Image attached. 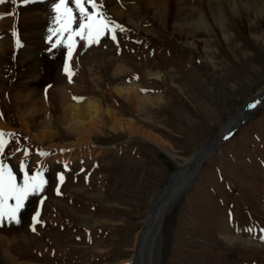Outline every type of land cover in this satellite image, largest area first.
<instances>
[{"label": "rangeland", "instance_id": "rangeland-1", "mask_svg": "<svg viewBox=\"0 0 264 264\" xmlns=\"http://www.w3.org/2000/svg\"><path fill=\"white\" fill-rule=\"evenodd\" d=\"M137 1L142 6L144 0ZM32 2V11L43 17L39 24L26 23L32 25L28 30L19 25L25 1L20 6V0H11L5 12L0 3V12L14 19L9 29L15 43L3 57L4 69L0 67V127L6 128L0 140L8 143L3 164L15 183L23 185L32 178L22 173L21 164L13 163L14 154L9 156L18 146L67 149L50 159L85 157L92 147L102 154L87 163L76 160L67 173L55 166L52 180L30 194L17 213L20 223L8 222L15 201L6 202L0 264H15L4 254L5 247L21 264H125L134 255L136 237L169 174L264 88V15L247 28L226 20L225 40L206 32V42L194 48L170 35L148 12L132 14L150 31L145 32L107 8L100 12L85 4L94 20L97 14L105 15L123 29L114 30L116 40L109 31L101 34L99 44L90 45L73 34L80 14L72 0L68 6L75 20L69 32L63 31L66 15L63 8L61 13L55 10L57 2ZM23 33L33 43L31 66L16 56V50L28 45ZM116 64L121 71H114ZM154 71L161 76H152ZM126 78L132 81L124 82ZM60 85L73 103L84 105L93 98L100 104L95 118V112L83 109L85 115L79 118L85 128L73 130L61 122L56 90ZM115 86L130 87L142 103L126 100ZM28 92L37 102L21 119ZM79 96L86 98L76 99ZM108 109L115 120L131 118L145 133L114 125ZM253 111L207 155L192 183L166 210L157 233L143 243L156 264H264V99ZM45 120L53 134L39 141L30 132L37 133ZM92 143L103 147L80 151Z\"/></svg>", "mask_w": 264, "mask_h": 264}, {"label": "bare ground", "instance_id": "bare-ground-1", "mask_svg": "<svg viewBox=\"0 0 264 264\" xmlns=\"http://www.w3.org/2000/svg\"><path fill=\"white\" fill-rule=\"evenodd\" d=\"M49 2L51 3L52 0H49ZM96 2L99 4L100 0H96ZM102 2H100L99 4V7L102 5L100 8L103 7L107 8V12L114 14L119 18L125 19L127 23H130L138 31L140 30V31L150 32L141 25V20L136 21L133 18L132 14H137L138 16H141L143 14L142 11L148 12V14L150 13L155 17V20L158 23H160L163 28L167 30L169 29L168 31L170 35L175 37L179 42H182L185 45L194 48L197 47L198 44L200 43L204 44L206 42L207 40L206 32H211L212 34L218 36V38H222L225 40L227 38V34L224 33V28L227 27V25L225 24L226 20L229 21L232 24V26L236 28L239 25L244 26V28H247L251 26L253 23H256V21L262 15H264V0H144L142 6H139L137 0H102ZM10 3L11 0H5L4 3H1L2 5H4V8L2 9L0 8L1 10H3L2 12H5V9H7V6ZM25 3L26 5L22 6L20 9L22 15H20L19 25L22 26V30H28V28L32 26V25L27 26L26 23L31 22L33 24H39L37 21H39L41 17H43V15L41 16V14L38 13L37 11L36 12L32 11V8H34L36 4H33V2L32 3L25 2ZM59 13H61V9ZM0 15H2L0 16V67H3L2 69H4L3 57L5 54H7L9 49H13L15 44L13 42L12 35L9 29L14 23V19L12 18V16L6 17V15L1 12ZM29 37L30 36H28L27 33L24 34V39L26 40L27 42L26 44L28 45L27 47L23 46L24 48H22L21 50L18 51L16 50V52L18 53L16 54V56H18V60L20 62L23 61L27 63L29 62L28 65L31 66L34 62L33 61L34 57L32 55L33 43H32V39ZM21 55L22 56L24 55L23 56L24 58L21 57ZM117 64L114 71L116 70L118 72L121 70ZM0 72L3 71L0 69ZM150 74L155 78H159L161 76L159 71L150 72ZM23 77L25 79L30 77L33 79L34 75L32 76L24 75ZM114 89L126 100L132 102L137 106L140 105V103H142L140 101H143V98L140 97L139 94L132 91L131 88L128 86H118V87L115 86ZM56 90L60 93V101L62 108L60 120L61 122L65 123L67 127L73 130H76L75 127L85 128L84 124L86 122H84L83 124V120L79 118L80 116L83 117L85 115L83 109L86 110V108H88L91 109L93 112H95L93 114L94 118L101 109L100 104L93 98L87 99L88 101L85 102L84 105L71 102L66 95V87L64 85L58 86ZM24 96H25L24 101L28 105H26V108H23L24 110L22 109V111H20L21 119H24V114H23L24 111L26 109L29 110V108L32 107L37 102L36 100L32 99L33 94H30V92L26 93ZM263 99H264V92L263 94L257 96L255 100L250 104L251 106H248L244 112H240L237 115H234V117L233 116L230 117L229 121L222 127L221 132L230 129L235 123V121L239 119V116L241 114L249 116L251 114V111H253V109L257 106V104H259V102L262 101ZM252 105L254 106L251 109ZM107 111L108 114L110 113L109 117L111 118V122L114 125L126 127V129H128L129 131H133V132L141 131L145 133L143 130H140L136 126V124L133 123L131 118H129L127 121H124L123 120L124 118L122 119V121L121 120L117 121L118 119L117 120L114 119L116 117L114 115L113 110L108 109ZM70 112H74V114L72 113L73 115H70ZM21 123L23 124L24 128L27 130V124L22 120ZM89 125H91V123L87 121V127ZM88 130H90V128ZM30 134L39 141H43V139H45L49 135L51 137L53 133L49 128V124L45 120L42 122V126L40 130L37 131V133L30 132ZM100 152L101 151L98 148L92 147L86 150L85 157L95 156ZM54 158L55 157H53V159ZM188 160L180 164L178 173L174 175L172 178H170L168 185L163 186L156 193L151 204V206L155 204L154 215L151 219L148 220V222H146L145 228L143 230L141 228V231L136 237L135 250L137 246L141 244V252H142L141 254L144 255V253L147 252L146 256L147 259L149 260L148 261L149 264H156V263L153 259L152 252L148 251V249L146 248H142L143 243L144 242L146 243L147 239L153 238L154 235L157 233V230L159 228L158 226H160L161 220L163 218L161 214H159L160 208L165 206L167 202L173 199L175 194L188 183L189 179L191 178V175L195 171V168L199 164V162L194 161L192 164L188 166L186 164ZM154 232L156 233L154 234ZM232 238L229 237V240ZM0 240H2L1 235H0ZM3 252L6 256H8L7 259H10L11 263L21 264L17 262L12 255H10L6 247L4 248Z\"/></svg>", "mask_w": 264, "mask_h": 264}, {"label": "snow or ice", "instance_id": "snow-or-ice-1", "mask_svg": "<svg viewBox=\"0 0 264 264\" xmlns=\"http://www.w3.org/2000/svg\"><path fill=\"white\" fill-rule=\"evenodd\" d=\"M4 2L5 0H0V3ZM72 2L75 4V8L80 14L78 30H76L73 34L80 36L81 39H88L90 45L99 44L101 34L109 31L113 32L112 39L116 40L114 30H123L121 25L116 24L115 21L108 19V17L105 15L97 14V18L95 20L93 19L92 14L87 11L85 4H92L95 6L96 0H72ZM13 3H15V0H13ZM68 4L69 0H59V2L54 5V8L58 13L61 8L64 9V13L66 15V23L63 28L64 32L71 31L69 25L75 20V17L73 16V10L68 6ZM93 35L95 38H92ZM69 55H71V46L69 47ZM3 135L4 133L0 132V136ZM3 147V140H0V150H2ZM60 179L61 181L63 180V175L60 176ZM43 183L44 182L42 180L37 183L36 177L33 176L31 180L26 179L23 185H18L14 181V176L11 172V169L7 165L0 162V226L4 225L5 213L2 211V209L6 202L8 200L15 201L14 206H12L11 210L7 213L8 222L17 224L20 223L17 213H19L24 207V202L30 194L42 190ZM38 215L39 214L37 213V216ZM33 221L38 222L36 221L35 216L33 217ZM33 231H35L34 227ZM261 238L264 239V236H261Z\"/></svg>", "mask_w": 264, "mask_h": 264}, {"label": "water", "instance_id": "water-1", "mask_svg": "<svg viewBox=\"0 0 264 264\" xmlns=\"http://www.w3.org/2000/svg\"><path fill=\"white\" fill-rule=\"evenodd\" d=\"M264 89L261 90L260 92H258L255 97L250 100L247 104L243 105L240 108V112H244L246 110V108L248 106H250V104L255 100V98L261 94H263ZM238 114V113H237ZM236 114V115H237ZM240 115V114H239ZM247 118V115H240L239 119L237 121H235V123L233 124V126L230 129H227V131H223L221 132V130L211 139H209L208 141H206L203 145H201L196 151L195 153H193L189 160L186 162V164L189 166L190 164H192L194 161L199 162L198 166L195 168V171L193 172V174L191 175V178L189 179L188 183L181 188L173 197V199H171L169 202L166 203L165 206H163L162 208H160L159 210V214H161V216H164L165 211L167 210V208L173 204L176 200H178L181 195L184 193V191L188 188V186L191 184V182L193 181L198 168L200 167L201 163L203 162V160L205 159V157L207 156V154L213 150V148H215L218 144H220L238 125H240L243 121H245ZM179 171V167L176 168L174 171H172L169 176L167 177V179L165 180V182L163 183V185L161 186V188L163 186H167L169 183L170 178H172L174 175H176ZM154 211H155V204H153L146 217L145 220L143 221V225H142V230L145 228L146 226V222H148L149 219H151L154 215ZM141 244L139 246H137L135 252H134V256L132 257L131 261L127 264H149V260L147 259V252L144 253V255L141 254Z\"/></svg>", "mask_w": 264, "mask_h": 264}]
</instances>
